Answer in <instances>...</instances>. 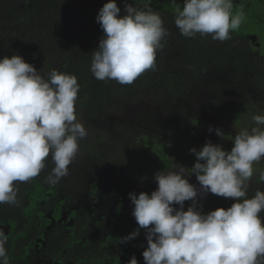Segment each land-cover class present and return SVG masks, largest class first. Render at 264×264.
Wrapping results in <instances>:
<instances>
[{
	"label": "clouds",
	"instance_id": "obj_1",
	"mask_svg": "<svg viewBox=\"0 0 264 264\" xmlns=\"http://www.w3.org/2000/svg\"><path fill=\"white\" fill-rule=\"evenodd\" d=\"M150 4L125 3L123 15L116 0L100 8L96 21L104 35L92 51L90 66L97 80L128 85L155 69L157 52L169 32ZM232 9V0H184L174 23L186 38L211 35L223 42L243 22L244 13ZM41 69L20 54L0 58V204L18 205L17 185L37 177L50 155L54 167L45 180L58 184L69 174L79 141L88 135L75 107L77 76L52 69L45 78ZM252 121L254 126L234 135L230 151L208 140L190 149L196 158L191 168L174 161L171 169L155 173L157 187L150 194L129 193L139 227L119 242L136 238L144 229L145 264H264V191L247 195L254 165L264 160V114L254 115ZM215 132L224 138L222 129ZM192 174L199 188L190 183ZM257 180L264 182V171ZM207 193L234 203L205 213L197 198ZM185 201H192L186 210ZM7 242L0 228V264H9ZM127 264H138L136 256Z\"/></svg>",
	"mask_w": 264,
	"mask_h": 264
},
{
	"label": "trees",
	"instance_id": "obj_2",
	"mask_svg": "<svg viewBox=\"0 0 264 264\" xmlns=\"http://www.w3.org/2000/svg\"><path fill=\"white\" fill-rule=\"evenodd\" d=\"M106 2L107 0H0V58L5 55L10 57L14 53L20 54L37 70L42 68L45 78L52 69L75 74L80 85L76 111L83 108L92 116L101 114L109 107L119 106L124 101H135L142 97L158 101L163 96H182L189 92L191 86L206 71L245 69L246 73L255 77L261 70L262 65L257 53L246 42V36L253 34V27L248 34L232 32L230 39L223 42L213 40L211 35L197 34L195 38H186L180 34L174 23L177 11L170 8L168 2L151 0L150 7L160 13L164 27L169 32L163 50L157 52L155 69L144 72L134 83L128 85H121L115 80H97L90 71V66L92 51L98 47L104 35L96 16ZM116 2L123 15L125 3L142 7L145 0ZM251 2L261 17L258 16V20L254 21L245 13L244 16L247 17L249 24L264 25V0ZM259 33L264 35V27H259L258 35ZM261 84L259 83V86ZM243 107L237 105L227 119L235 117L240 122L245 115ZM142 140L143 145L150 147V153L157 158L161 169L171 166L168 139L157 143L144 136ZM202 146L203 144H199L194 147L199 149ZM232 147L231 142L230 150ZM195 159L194 153H191L189 168L193 166ZM52 167L54 164L50 155L46 160L45 169L37 177L17 185L18 205L0 204V228L8 236L6 249L9 264L10 261L19 263L23 261V264H50L55 255L59 254L65 256L66 261L72 264H107L103 249L109 254L127 249L132 252L131 257L136 256L138 264H145L143 252L136 253L137 249L145 250L147 247L144 229H140L139 235L142 236L140 240L134 238L126 243L119 242L121 237L139 227L133 215L123 218L120 222L110 221L107 229L101 231V236L105 239V248L102 245L97 248L95 245L83 244L80 239L75 242L67 225L58 222V219L63 209L82 189L83 184L80 180L83 171L81 166L73 161L68 166L69 174L58 184L51 186L45 177ZM133 173L134 170H131L130 175ZM257 177L248 190L249 197L257 190L264 191V182L258 181ZM197 199L198 205H202L205 213L218 207L228 208L234 203L232 199L227 203L221 199L207 200L199 196ZM191 203L192 201H185V210ZM45 214L52 217L47 218ZM260 215L264 217V211ZM70 217H73V222L80 225L92 216L81 209L76 212L70 211ZM53 219L55 222L51 225ZM29 235L43 238L44 251L32 247ZM59 251L64 252L62 254ZM131 257H128L127 261ZM111 261L110 264H127V261L122 263L117 258Z\"/></svg>",
	"mask_w": 264,
	"mask_h": 264
},
{
	"label": "rangeland",
	"instance_id": "obj_3",
	"mask_svg": "<svg viewBox=\"0 0 264 264\" xmlns=\"http://www.w3.org/2000/svg\"><path fill=\"white\" fill-rule=\"evenodd\" d=\"M251 27L254 28L252 33L258 34L259 27L263 28L264 25L249 24L244 16L240 27L233 32L248 34L252 31ZM259 34L260 40L264 42L262 34ZM246 40L253 49L252 42L247 38ZM256 63L259 65L258 61ZM246 72L245 69L236 68L222 72L211 70L203 73L189 92L182 96H163L158 101H151L146 97L124 101L96 116L89 115L86 109H78V118L84 122L88 135L79 141V153L74 160L82 166L86 178V189L76 197L77 204L91 210L96 217L106 220L112 216V210L116 207L121 209L123 216L132 215L134 205L129 193H151L157 187L155 173L160 171L156 167V157L150 153V147L141 142L144 136L157 143L168 139L172 164L175 161L184 165L191 153L190 149L208 140L214 144H222L229 151L234 135L243 127L254 126V115L264 114V86H259V83L264 84V69L258 71L259 74L255 77ZM237 105L244 106L243 119L240 122L235 117L228 120L232 109ZM193 121H202L204 124L199 125ZM209 126L213 127L212 132H209ZM217 127L225 133L223 139L216 134ZM254 169L256 171L249 189L255 183V173L264 171V160L255 164ZM131 170L142 173L139 191L135 187L136 178L133 181L130 178ZM189 181L199 188L196 176L192 174ZM92 182L97 183L95 195L89 194L88 185ZM203 198L221 199L224 203L231 200L211 193Z\"/></svg>",
	"mask_w": 264,
	"mask_h": 264
},
{
	"label": "flooded vegetation",
	"instance_id": "obj_4",
	"mask_svg": "<svg viewBox=\"0 0 264 264\" xmlns=\"http://www.w3.org/2000/svg\"><path fill=\"white\" fill-rule=\"evenodd\" d=\"M260 0H258L259 2ZM233 2V13L235 14L238 11H242L243 13H245L246 15H249V19L257 21L258 20V16L261 17V14L257 11H255V7L253 6V3L251 2V0H232ZM170 8H174V9H181L183 8V4H184V0H174V2L169 1L168 2ZM255 11V12H254ZM252 12V13H251ZM253 25V24H252ZM255 25V24H254ZM246 38L252 42L253 44V50L257 53V56L259 57V62L262 65L261 66V70L264 69V42H262L260 40V37L258 34H248L246 36ZM263 41H264V35H263ZM260 40V41H259ZM256 48V49H254ZM223 71V70H222ZM222 71H217V72H222ZM226 71V70H225ZM208 72V71H206ZM205 73V72H204ZM264 81V80H262ZM261 86H264V84L262 83ZM244 109V107H243ZM245 110V109H244ZM214 114V113H212ZM200 122L202 121H193V123H197L199 125H203L204 123L202 122V124H200ZM141 142H143V140H141ZM231 145V142H230ZM195 146V145H194ZM230 151V148H229ZM192 153V152H191ZM190 153V155H191ZM170 154H171V148H170ZM190 155L188 156L187 160L185 161L184 165L186 167L189 168V159H190ZM157 160V158H156ZM169 163L171 164V166H169L166 169H162V170H169L173 167V164L170 162V155H169ZM82 167V166H81ZM156 167L161 170V168L158 166V163L156 161ZM257 175V173H255ZM195 176V174H193ZM132 181L133 178H136V186L137 187V191H139V189L141 188L140 184H141V178H142V173L139 170H134V173L130 175ZM257 177V176H256ZM255 177V179H256ZM86 178H85V172L83 171L82 173V180H80V183L83 184L82 189L75 195V198H73L72 202L70 204H67V207L65 209H63L64 211H62L60 218L58 219V222H64L67 225L68 230L70 231L71 235L74 237L75 242L77 243V240L80 239V242H82L83 244H87V245H95L97 248H99L101 245L104 246L105 243V239L104 236H101V231L104 229H107L110 221H114L116 222H120L121 220H123V218H125L126 216H123V214L121 213V209L116 207L112 210V216L106 220L104 218H100V217H96V214L93 213L91 210H86L82 207H80L77 203V196L79 195V193H81L82 191H85L86 189ZM89 194H94L97 191V183L96 182H92L91 185L89 186ZM149 193V192H148ZM150 194V193H149ZM90 199L92 200V197L89 196ZM95 199V197H94ZM77 204V206L75 207V205ZM121 208H123V205H120ZM85 210L87 212H89V214L92 217H88V219L86 220L85 223H81L80 225H77L75 222H73V217H70V211L76 212L79 210ZM45 216L48 218H51L52 216L50 215H46ZM55 220L53 219V221L51 222V225H54ZM97 222H100L98 225L96 224ZM141 235H138L135 239L140 240L141 239ZM144 239H146V236L144 237ZM147 240V239H146ZM29 241L32 243V247L34 249H42L44 251V242H43V238L40 236H35V235H29ZM92 243V244H90ZM105 248V246H104ZM117 251V250H116ZM144 250L137 249L136 253L140 254L142 253ZM64 251H59V253L63 254ZM102 252L104 254H106V259L105 263L110 264L112 261L111 259L117 258L118 260H120L122 263H125L128 259V257H131L132 252L128 251L127 249H124L122 251H117V253H108V251L106 249H103ZM11 264H23L24 262H15V261H10ZM50 264H72L69 261H66V257L65 256H61L59 255H55V257L51 260Z\"/></svg>",
	"mask_w": 264,
	"mask_h": 264
}]
</instances>
